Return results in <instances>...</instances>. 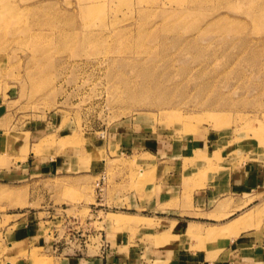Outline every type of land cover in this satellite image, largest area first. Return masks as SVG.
<instances>
[{"label":"rangeland","instance_id":"obj_1","mask_svg":"<svg viewBox=\"0 0 264 264\" xmlns=\"http://www.w3.org/2000/svg\"><path fill=\"white\" fill-rule=\"evenodd\" d=\"M249 164L264 181V0H0V264H153L143 209Z\"/></svg>","mask_w":264,"mask_h":264},{"label":"crops","instance_id":"obj_2","mask_svg":"<svg viewBox=\"0 0 264 264\" xmlns=\"http://www.w3.org/2000/svg\"><path fill=\"white\" fill-rule=\"evenodd\" d=\"M20 163L22 162L17 160V164ZM52 167V163L34 166L42 174L47 173ZM30 175L31 172L27 171L25 178ZM263 182L260 166L249 164L230 172L222 187L208 190L198 197L193 194L187 207L170 206L166 210H158V203L155 201L153 210L143 209L152 211L151 218L156 223L153 236L157 238L160 234H166L163 236L166 242L153 247L151 262L153 264H264V222L258 228H254L252 220L243 218L249 212L250 205L259 206L260 199L254 198L249 201L248 195L257 194L263 187ZM143 217L147 218V216ZM237 219L243 221L245 226L243 229L233 223ZM208 225L217 228L228 226L227 232L230 234L228 242L223 248H218V252H216L217 248L213 247L208 250L193 247L197 244L196 235L204 234V229ZM190 226L198 229L195 235L189 234ZM16 233H13L12 239L9 238L10 241H6L7 247L11 248V244L16 241L33 240L36 232L33 227L26 225L19 230L18 236L15 235ZM153 242L156 240L154 239ZM70 258L81 264L82 257L76 255ZM102 258L95 256L93 259L96 260V264L98 259L103 264ZM115 259L114 256L112 260ZM91 263L95 262L91 261Z\"/></svg>","mask_w":264,"mask_h":264},{"label":"bare ground","instance_id":"obj_3","mask_svg":"<svg viewBox=\"0 0 264 264\" xmlns=\"http://www.w3.org/2000/svg\"><path fill=\"white\" fill-rule=\"evenodd\" d=\"M88 7H83L82 11L84 12L83 14H86L85 11H87Z\"/></svg>","mask_w":264,"mask_h":264}]
</instances>
